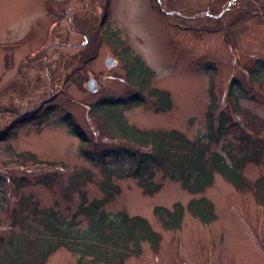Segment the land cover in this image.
Instances as JSON below:
<instances>
[{
  "label": "rangeland",
  "instance_id": "obj_1",
  "mask_svg": "<svg viewBox=\"0 0 264 264\" xmlns=\"http://www.w3.org/2000/svg\"><path fill=\"white\" fill-rule=\"evenodd\" d=\"M113 32L152 70L167 108L130 82ZM102 104L140 129L190 139L222 117L225 134L212 149L262 154L242 167V187L215 174L193 193L157 168L145 187L127 154L134 145L104 129ZM105 171L118 192L104 210L143 216L160 235L123 264H264V191L255 185L264 180V0H0V260L12 256L11 243L40 233L49 210L86 227L84 215H72L107 195ZM198 198L212 205L213 220L189 211ZM176 204L182 221L167 228L154 209ZM77 259L58 247L43 264Z\"/></svg>",
  "mask_w": 264,
  "mask_h": 264
},
{
  "label": "trees",
  "instance_id": "obj_2",
  "mask_svg": "<svg viewBox=\"0 0 264 264\" xmlns=\"http://www.w3.org/2000/svg\"><path fill=\"white\" fill-rule=\"evenodd\" d=\"M107 35L108 40L121 51L120 55L124 60L130 82L145 90L149 97L156 98L158 108H167L170 105L168 93L151 85L152 70L116 33ZM228 96L237 101L236 93L232 89L229 90ZM135 101L141 102L140 99ZM234 105L237 106L236 103ZM110 106L102 104L98 108L100 114L105 115L104 129L134 145L133 150L127 154L132 159L133 176L141 177V184L145 187L152 186L149 180L152 168L167 172L176 178L182 187L193 193L201 192L209 186L215 174H220L234 185L242 187L244 185L242 167L248 160L257 161L262 154L260 151L251 152L242 148L235 152L229 144H226L227 147L223 151L212 149V143L223 139L225 134L222 117L218 120V127H212L209 120L207 125L209 132L190 139L174 129H140L128 123L121 112ZM90 112L99 114L94 109H90ZM75 134L83 138L79 131ZM85 157L89 158L87 154ZM147 172L148 179L142 175ZM109 174V171H105L106 180L103 182L110 188L107 195L87 205H80L79 211L72 215L73 217L79 213L84 215L88 220L86 227L78 229L74 227V223H63L64 219H59L49 210L43 215L40 233L36 236H27L14 245L11 243L12 256L0 260V264H33L35 261H38L36 264H43L48 254L58 247L76 253L78 264H123L127 256L140 252L141 242L146 241L153 247L157 246L160 235L143 216H130L123 212L109 213L104 210L103 203L110 198L113 191L118 192V187L111 184ZM263 181V178H259L255 183L258 191L262 188L264 191ZM156 188L157 186L154 187ZM187 208L201 222L207 223L215 218L212 205L205 198L192 199ZM154 212L161 219L166 218L164 225L167 228L179 227L183 217V208L180 204L174 205L171 209L156 206ZM36 247L38 250L35 261L26 259L29 252Z\"/></svg>",
  "mask_w": 264,
  "mask_h": 264
},
{
  "label": "water",
  "instance_id": "obj_3",
  "mask_svg": "<svg viewBox=\"0 0 264 264\" xmlns=\"http://www.w3.org/2000/svg\"><path fill=\"white\" fill-rule=\"evenodd\" d=\"M114 63V58L113 57H108V58H106V64L107 65H111V64H113ZM89 88L91 89V90H94L96 87L95 86H90L89 85Z\"/></svg>",
  "mask_w": 264,
  "mask_h": 264
}]
</instances>
